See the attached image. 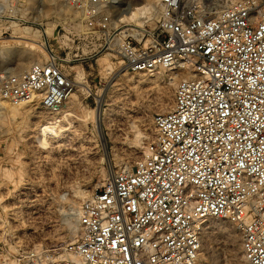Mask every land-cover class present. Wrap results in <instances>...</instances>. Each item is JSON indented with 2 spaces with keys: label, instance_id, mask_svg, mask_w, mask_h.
<instances>
[{
  "label": "built area",
  "instance_id": "obj_1",
  "mask_svg": "<svg viewBox=\"0 0 264 264\" xmlns=\"http://www.w3.org/2000/svg\"><path fill=\"white\" fill-rule=\"evenodd\" d=\"M61 1L126 71L195 74L153 115L143 155L81 201L73 240L15 252L0 241V264H197L208 219L235 225L245 264H264V0L215 13L201 0H153L155 27L116 44L119 0ZM59 62L46 49L26 71L0 69V100L57 110L75 90Z\"/></svg>",
  "mask_w": 264,
  "mask_h": 264
},
{
  "label": "rangeland",
  "instance_id": "obj_2",
  "mask_svg": "<svg viewBox=\"0 0 264 264\" xmlns=\"http://www.w3.org/2000/svg\"><path fill=\"white\" fill-rule=\"evenodd\" d=\"M146 1L153 0H120L111 20L121 9ZM201 1L215 13L234 0ZM154 13L151 9L142 21L112 24L113 43L121 31L133 35V28L136 33L153 29ZM90 31L61 0H0V69L26 71L31 54L42 62L45 53L31 45L32 39L58 55L75 83L74 97L52 112L33 104L12 115L0 105V241L11 252L73 240L78 228L66 213L101 188L112 172L143 155L152 117L161 112L168 92L172 103L170 76L157 69L149 76L127 71L133 77L128 80L115 52L102 48L99 33ZM98 108L113 109L111 120L102 124V137L95 120ZM74 190L87 196L81 199ZM210 221L226 225L229 236L214 230L202 250L207 259L197 264H245L235 225Z\"/></svg>",
  "mask_w": 264,
  "mask_h": 264
},
{
  "label": "bare ground",
  "instance_id": "obj_3",
  "mask_svg": "<svg viewBox=\"0 0 264 264\" xmlns=\"http://www.w3.org/2000/svg\"><path fill=\"white\" fill-rule=\"evenodd\" d=\"M118 4L115 5V6H113L111 8V10L112 11L115 10V8H117ZM151 9H155L154 8V5H153V1L151 3L150 2L149 3L148 2L147 3H142V2L141 3H138V4H136V6L129 7L126 10L125 9H121L120 11H118V13H116V15H114L113 20H111V25L113 24L114 27H116V26L121 25L122 23L128 24V23H131V22H138L141 19H148L150 16H147V14L150 13V10ZM125 32H126V30L121 31L120 33H125ZM132 32L133 33H136V30L133 28L132 29ZM29 40L31 41V45L32 46L33 45L34 46L35 45L38 46V48L40 49V51H42L43 54L45 53V55H46V50L44 48H42L41 46H39L36 41H34L32 39H28V41ZM2 50H4L5 53H10L11 52V49L10 50H6V48H4ZM28 60L31 61V65L36 64V63H38V62L41 61L39 59H36V57L33 54L29 55ZM20 67L21 66H16V68H20ZM182 68L183 67L180 66V65L179 66L175 65V66H171V67H158L157 70L160 71V72H162L164 75H166L168 77L170 76L172 78V80H173L172 86L175 88L177 82L180 79H182V77H192L195 74L191 69L185 70L184 68L183 69ZM122 73H123V76L126 77L128 80H132L133 79V77L130 76L125 69L122 70ZM150 73L151 72H149V73L148 72H140L138 74H140V75L141 74H145V75L148 74V76H149ZM145 75H141V76H145ZM180 75H183V76L180 77ZM169 94L170 93L168 92V94L166 95V97H165V99H164V101H163V103H162V105L160 107V111H166V110H169L170 109L172 103L170 102V95ZM73 97H74V95H71L69 97V99L70 98H73ZM69 99H67V100H69ZM98 101H100V103L103 102L102 99H100V100L98 99ZM0 105L2 107H7V109L9 110V112L12 115H15V114L19 113L18 110L20 108H26L28 106H32L33 104H31L29 102H27V103L24 102V103H21V104H12V103H9V102H7L5 100H0ZM112 111H113V109H102V108H100V109L98 108V110H97L95 120H96V125H97V128H98V133L100 134L101 137H102V124H106V123H108L111 120L110 119V116L112 115ZM22 112L23 111H21V113ZM143 149H145V147H143ZM74 195L80 197L81 199H84L87 196V194H85L83 191H75V190H74ZM75 212H76V209L73 206V207H71L69 209V211L66 214H68L69 216L73 217L74 214H75ZM209 220H211V219L206 220L204 222V224H203V230H202V235H201L202 249H201V252H200V255H199V260H203V259L206 260L207 259L206 257H204V253H202V250H203L204 246H206V241L210 237L211 233L214 230L227 233L226 235L229 236L230 230H228V228L225 227L226 225L225 226H221L219 223H214V221H210V222H213L212 224L206 223ZM38 247L39 246H37V245L35 246V248H38Z\"/></svg>",
  "mask_w": 264,
  "mask_h": 264
}]
</instances>
